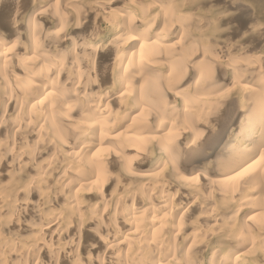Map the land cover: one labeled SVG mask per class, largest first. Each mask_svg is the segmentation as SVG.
<instances>
[{
	"label": "bare ground",
	"instance_id": "bare-ground-1",
	"mask_svg": "<svg viewBox=\"0 0 264 264\" xmlns=\"http://www.w3.org/2000/svg\"><path fill=\"white\" fill-rule=\"evenodd\" d=\"M213 1L0 0V111L11 108L0 163L38 169L0 189L1 207L39 195L32 214L47 236L5 241L1 228L0 264H43V252L91 264L100 243L102 264H201L208 253V264H264V0H224L239 12L204 19ZM234 24L250 32L228 45ZM58 193L66 209L55 212ZM189 197L195 217L175 204ZM82 233L97 243L81 246Z\"/></svg>",
	"mask_w": 264,
	"mask_h": 264
},
{
	"label": "rangeland",
	"instance_id": "rangeland-1",
	"mask_svg": "<svg viewBox=\"0 0 264 264\" xmlns=\"http://www.w3.org/2000/svg\"><path fill=\"white\" fill-rule=\"evenodd\" d=\"M223 1L224 0H214L213 2H211L210 9L207 10V12L203 18L204 19H211V16H214L216 13H218L220 11H223V13H226V14H229V13L231 14V12L232 13L239 12V10L234 11L233 8H230ZM236 7H239V5H237ZM241 9H243V11L245 13H248V11H249V10L245 11V10H247V7L245 5L241 6ZM48 21H52V20H48ZM48 23H50V22H48ZM237 26L238 25L234 24V27L231 28L232 30L230 31V34H229V32L227 33L228 34L227 35V41H228L227 44L228 45L229 44H233V45L238 44L239 42L242 41V37L245 34L250 32L249 28L243 29L242 28L243 26L242 27L240 26L241 28L237 29ZM55 28L56 27H51L50 29H55ZM92 29H89L88 31H86L85 32L86 35H90L92 33ZM101 29H102V32L100 33V35H104L105 31H109V27L105 24L101 27ZM83 30H85V28ZM178 37H180V36H178ZM63 51L64 50H62V52ZM60 54L63 55V53H60ZM253 54L257 55V54H259V52H256ZM196 58H197V55H195L191 58L192 64L198 63L202 59V57H200L199 59H196ZM196 77H197V74H194L193 72H191L190 76L188 75L187 78H184L181 80L182 82H181V88L180 89L185 88L182 90H186L194 82ZM216 78H217L216 82H218L217 84H220V86L222 84V86L219 90L220 94L222 95L223 98L227 99L228 96L230 97V95H232L234 93L233 88H232V84H231L232 80L229 78V71L228 70H226V71L222 70V72L217 74ZM9 109H11V108H9ZM9 109L8 108H2L0 111V118H2V116L4 115L3 113H5V112H6L7 116L9 117V115H11L8 112ZM6 128H8L7 124H6ZM216 129L215 130L217 132L218 128H216ZM5 130H7V129H5ZM12 131H13V129L9 128L7 134L11 133ZM216 138H218V137H216ZM213 140H214V138H213ZM214 141H216V139ZM29 167H31L30 168L31 170L29 168L27 170L22 168L21 172L18 174L17 172H14L11 168H8L5 163H3V162L0 163V189L4 185L11 183L12 179L16 175L17 176L22 175L26 180L33 179V177H35V175H36L33 172H37L38 169L35 166H34L35 168H33L32 166H29ZM51 182H54V180L50 181V183ZM59 189H61V188H59ZM1 195H2V191L0 190V229L1 228L5 229V231L7 233L6 235L10 238V239H5V241L15 240L18 242L31 243L34 241H38V239H40V238L47 237V236H44L45 232H43V235H40V231L42 230L45 223H43L40 218H35L34 215L32 214L33 213L32 212L33 206H35L36 202L39 201V195L37 196V194H28L24 198L22 196L12 197L7 202V206H5V207H1L2 206ZM47 200H48V198H46L44 200V202L47 203ZM191 200L192 199L190 197L185 198V199L179 198V200H177L179 203H175V204L179 205L178 207H180V210H187L190 217H195V215H198L201 211L197 210L198 207H196V206L194 208L193 207L190 208V205L193 201V200L192 201ZM47 204H48L47 207H49L52 210H55V212L64 211L66 209V207H65L66 201L64 200V197H62L61 194H59V193L57 195L52 194L50 196V199L48 200ZM88 205L89 206L92 205L93 207L95 206V204L93 202H91V205L88 202L87 207H89ZM2 208H4V209H2ZM102 211H103V209L100 210L101 214H102ZM86 215H88V214H86ZM230 216H231V213H229L227 210H223V212L221 214L217 213L216 216L213 215L210 220L204 221V223H202L203 220L199 219V221H200L199 225L200 226H210L216 222V219H217V221H219V220H222L225 218H229ZM127 231H128V228H126V227L122 228V226H121V233H120L121 238L123 236L127 235ZM72 234H75V233H72ZM68 236H69V234H68ZM89 236L84 237L83 233H82V240L83 241L82 240L80 241L82 243V245L80 244L81 246H83L85 241L88 242L89 245H94L97 243V239L95 237H93L92 235H89ZM75 241L78 242L77 237H76ZM1 242L2 241L0 240V244H1ZM4 243H8V242H4ZM54 245H56V244H54ZM58 248H59L60 252H63V251H64V253L66 252L65 248H61V247H58ZM97 249L95 250V252L96 253L99 252L97 255L98 258L96 261L94 260V261L90 262L91 264H102L101 259L103 258V256H105V255L108 256L110 253L108 251L105 252V245H103L101 243L98 244ZM247 250H248L247 246L239 247L238 253L245 254ZM45 254L47 256V253L43 252L41 254L43 264H51L49 262V259H43V258H45ZM81 254H82V259H80V261H78V263L81 262L82 264L83 263L85 264L87 257L85 256L84 253H81ZM210 254L211 253L202 254V256L200 257L201 264H208L207 259L209 258ZM72 255H75L77 257V252L72 253ZM65 264H69V263L66 261Z\"/></svg>",
	"mask_w": 264,
	"mask_h": 264
}]
</instances>
